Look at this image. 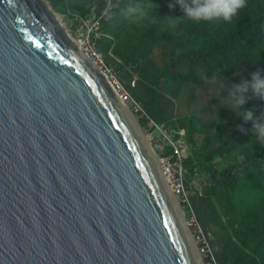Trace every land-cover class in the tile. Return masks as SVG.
<instances>
[{"label": "water", "instance_id": "obj_1", "mask_svg": "<svg viewBox=\"0 0 264 264\" xmlns=\"http://www.w3.org/2000/svg\"><path fill=\"white\" fill-rule=\"evenodd\" d=\"M147 135L53 7L0 0V264H206Z\"/></svg>", "mask_w": 264, "mask_h": 264}, {"label": "trees", "instance_id": "obj_2", "mask_svg": "<svg viewBox=\"0 0 264 264\" xmlns=\"http://www.w3.org/2000/svg\"><path fill=\"white\" fill-rule=\"evenodd\" d=\"M50 1L56 10L63 9L65 13L82 17H89L95 2L99 1L98 12L107 2ZM148 2L120 0L109 20L102 23V36L95 39V45L144 105L149 117L161 125L166 123V126L173 124L175 118L173 128L188 130L193 145L194 135L203 131L187 115H164L163 102L172 95L173 89L178 91L188 86L196 90L216 89L218 100H224L220 109L222 121L216 125V132L205 138L204 146L200 148L204 150L197 149L186 163L187 176L206 171L210 181L202 195L198 190L192 204L207 234L209 231L214 234L213 238L208 237L217 250L214 255L218 264H264V201L251 203L246 208L244 202H235L240 182L237 172L247 165L238 162L239 156L255 142L262 156L260 163L246 156L250 162L246 167L253 166L245 169H262L264 144L254 141V120L245 122L226 99L233 85L250 81L253 73L259 72L264 77V0H247V6L231 22L219 19L195 23L183 19L185 13L178 0H153L159 6L156 23L136 22L121 15L122 8ZM157 56H160V62ZM135 77L138 80L133 87ZM164 78L168 84H162ZM245 100L239 112L251 110L254 118L264 115V98L248 93ZM140 123L145 126L149 120ZM211 140L214 146L206 150ZM225 154L233 155V163L220 170L215 160ZM236 204L237 211H231ZM231 214L237 215L238 219H232ZM225 216L230 220L225 221Z\"/></svg>", "mask_w": 264, "mask_h": 264}, {"label": "rangeland", "instance_id": "obj_3", "mask_svg": "<svg viewBox=\"0 0 264 264\" xmlns=\"http://www.w3.org/2000/svg\"><path fill=\"white\" fill-rule=\"evenodd\" d=\"M44 1L48 5L49 9H51V7L54 8L50 0H44ZM55 12H56L57 17L59 18V21L63 25L65 33L68 36H70V38L80 41L81 33H82L81 26L83 22L87 19L86 16L82 17L78 15H73L71 12L65 13L63 9L61 11L55 9ZM101 54L103 55V53ZM157 59L159 60V62L161 61L160 56H157ZM168 83L169 81L164 78V80L162 81V84H168ZM174 88H175V84H174ZM217 100H218V94L216 92V89L214 88L196 90L193 87L188 86L186 88H181L178 91L173 89L172 95L171 96L169 95V97L167 98V101L163 102V114L166 116H170L169 114H171L175 116L176 115H187L191 117L192 118L191 121L195 124V126H197L199 129L203 131V132H199L200 135L198 136L200 138L199 143L204 146L205 138L208 137V135H213L216 132V125L222 121L223 115L220 109L224 105V100L223 99H219L218 101ZM138 102L140 101L138 100ZM142 106L145 110L144 105ZM131 108L133 109L136 119L139 123L141 120H144V119L149 120V123L143 126L144 131L147 134H149V130L152 127L150 126V119L148 118V115L144 113L143 111H136L133 107ZM195 112H197L196 116H194ZM175 120L176 119L174 118L173 124L171 123L168 124L170 127L166 126L167 125L166 123L165 125H162V126L169 128V129H173V127H175L176 125ZM178 125L179 124L177 123V126ZM155 135L158 139L161 138V134L157 130L155 131ZM254 141H257L256 138L254 139ZM163 143L166 144L165 142ZM254 143L249 144L247 146L246 153L239 156L240 158L238 159V162L248 165L249 160L247 161V157H250L253 159V161L260 163L259 160L262 156H261L260 150L257 149L259 145L254 144ZM213 146H214V143H213V140H211L210 143L207 145L206 150H210ZM200 148H201L200 146L196 147V145H194L192 154H194V152L198 151L197 149H200ZM200 150H204V149L202 148ZM158 151L163 153L161 149H158ZM232 156L233 155L229 154L228 158H226V160L223 161L222 164L221 163L219 164L220 170L225 169L231 163H233ZM236 157L238 156L236 155ZM247 165H245V167L240 172H237V174L240 175V182H239V188L235 194L237 198L235 199V202L238 204L244 202L243 207L245 208L248 207L251 203H258V202L264 201V158H263L262 169L259 167H252L250 169H245V168L253 166L250 164L248 167H246ZM188 179L190 181V193H191L192 200L196 198L198 190L199 191L202 190V192H204L205 187L210 183V181L208 180V174L206 173V171H199V174L198 175L196 174L194 176L192 175V173H190L188 175ZM178 200L183 210L185 211L187 218H189L191 215L190 210L182 204L181 199H178ZM233 210L237 211V204L235 205V207L232 208L231 211ZM230 217L232 219L233 218H235L236 220L238 219L237 215L231 214ZM224 220L229 221L230 218L228 216H225ZM235 226L238 227V224L236 223ZM217 227L219 226L217 225ZM194 229L195 228H193V233L195 234ZM208 235L210 238L214 237V234L212 231H209ZM198 246H199L202 258L204 259L205 263L208 264L206 255L202 254V251H201L202 246L200 244H198ZM213 250L216 253L217 250L215 247H213Z\"/></svg>", "mask_w": 264, "mask_h": 264}, {"label": "built area", "instance_id": "obj_4", "mask_svg": "<svg viewBox=\"0 0 264 264\" xmlns=\"http://www.w3.org/2000/svg\"><path fill=\"white\" fill-rule=\"evenodd\" d=\"M119 3L120 0H107L102 10L98 12L97 8H99V1L95 2L89 17H87L81 26L82 33L79 42L90 59L109 76L122 100L130 108L133 107L136 111H143L146 113L142 103L138 102L133 92L126 86V83L120 79L118 73L107 63L95 45L96 40L102 36L100 33L102 23L109 20L113 11L119 7ZM137 80L138 78L135 77L132 81L133 87H136ZM150 126L152 127L150 130H153V132L149 134L151 143L158 153L164 154V157L161 156L160 159L163 174L174 194L181 199L182 204L191 212L188 218V224L191 228H195L194 235L197 243L202 246V254L206 255L208 264H218L207 232L199 222L191 200L189 180L187 178L185 166L191 156L192 150V146L188 140V132L185 129L166 128L153 119H150ZM156 130L161 134L160 139L155 135ZM158 149H161L163 153L159 152ZM227 155L228 154H225V157ZM223 160L224 157L220 156L215 162L220 163ZM210 259L211 261H209Z\"/></svg>", "mask_w": 264, "mask_h": 264}, {"label": "clouds", "instance_id": "obj_5", "mask_svg": "<svg viewBox=\"0 0 264 264\" xmlns=\"http://www.w3.org/2000/svg\"><path fill=\"white\" fill-rule=\"evenodd\" d=\"M178 2L180 3L185 13L183 19H186V20H189L195 23L211 22V21L219 20V19H222L225 22H231L233 18L239 13V11L247 6V0H178ZM158 7L159 6L156 3H154L153 0H149V2L144 5H136V6H129L126 8H122L120 12H121V15L125 19L132 18L136 22L148 21L151 23H156L159 18ZM248 93H251L252 95L256 97L264 98V77H262L259 72L253 73L250 81L244 80L240 84L233 85L232 88L229 90V95L226 99H228L229 102L232 104L233 106L232 109H235L238 115L243 117L245 122L254 120V132L256 134V140L264 144V115L254 118V113L251 110L245 111V112H239L240 106L246 102L245 96ZM146 114L148 115L147 112ZM148 118L152 119L149 117V115H148ZM181 129H185V128H181ZM186 131L188 132V130ZM149 134H150V130H149ZM198 135L200 134L194 135V142H195L196 147L197 146L202 147L203 145L199 143L200 138ZM188 140H189V143L191 144L190 139H189V133H188ZM191 146L193 150L194 145L191 144ZM192 150H191V156L193 152ZM158 154L161 156L162 155L164 156V154H160V153ZM228 156L229 155L225 157V155H223L222 156L224 157L223 161H225L226 158H228ZM223 161L220 163L222 164ZM220 163H216V164H220ZM186 170H187V167H186ZM187 174H188V170H187ZM189 189H190V181H189ZM200 192L202 195V190H200Z\"/></svg>", "mask_w": 264, "mask_h": 264}, {"label": "bare ground", "instance_id": "obj_6", "mask_svg": "<svg viewBox=\"0 0 264 264\" xmlns=\"http://www.w3.org/2000/svg\"><path fill=\"white\" fill-rule=\"evenodd\" d=\"M77 42H78V44H79V46L81 47V45H80V43H79V41L78 40H76ZM82 48V47H81ZM82 50L84 51V49L82 48ZM85 52V51H84ZM86 53V52H85ZM147 138L149 139V135H147Z\"/></svg>", "mask_w": 264, "mask_h": 264}]
</instances>
